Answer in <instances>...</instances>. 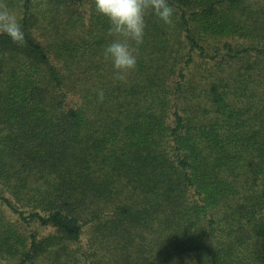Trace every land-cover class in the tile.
<instances>
[{
	"label": "trees",
	"instance_id": "obj_1",
	"mask_svg": "<svg viewBox=\"0 0 264 264\" xmlns=\"http://www.w3.org/2000/svg\"><path fill=\"white\" fill-rule=\"evenodd\" d=\"M0 2V264H264V0H168L126 82L93 0Z\"/></svg>",
	"mask_w": 264,
	"mask_h": 264
},
{
	"label": "clouds",
	"instance_id": "obj_2",
	"mask_svg": "<svg viewBox=\"0 0 264 264\" xmlns=\"http://www.w3.org/2000/svg\"><path fill=\"white\" fill-rule=\"evenodd\" d=\"M96 11L109 23V34L115 39L104 48V58L112 62L114 79L126 82L127 75L136 68L139 46L143 44L145 17L152 14L166 24L172 23L174 8L168 0H93ZM0 34H6L14 43L23 45L25 34L17 15L6 3L0 2ZM104 99L103 90L98 100Z\"/></svg>",
	"mask_w": 264,
	"mask_h": 264
}]
</instances>
